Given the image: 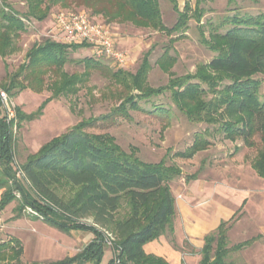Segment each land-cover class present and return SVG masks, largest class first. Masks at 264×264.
I'll return each mask as SVG.
<instances>
[{
    "label": "trees",
    "instance_id": "1",
    "mask_svg": "<svg viewBox=\"0 0 264 264\" xmlns=\"http://www.w3.org/2000/svg\"><path fill=\"white\" fill-rule=\"evenodd\" d=\"M166 1L177 15L172 28L163 24L158 0H23L27 8L24 14L12 10L5 0H0V57L15 51L14 38L26 31L22 19L43 22L52 7L57 5L69 7L76 4L89 10L91 15L102 17L106 23L130 24L169 36L186 29L189 19L199 22L202 17V0H195L191 16L187 4L180 11L177 0ZM222 27H226L225 31L218 32ZM215 31L209 40L202 41L215 56L200 66L194 76L173 78L165 87L156 90L146 88L144 83L149 64L144 58L134 74L118 69L111 72L110 77L125 89L139 91V96H135L138 99L169 92L174 106L190 122L218 124L225 139L230 141L242 138L244 144L251 147L252 138L258 135L261 149L250 167L264 181V93L260 94V87L263 85L264 88V84L254 79L256 75L264 77V14H234ZM78 48L87 47L50 40L34 44L25 56V64L8 77V82L0 86V92L8 98L26 88L39 93L45 86L44 76L51 73L56 78L46 84L51 96L45 99V104L60 96L76 94L83 76L68 75L63 67L69 61L68 51ZM170 61L165 54L158 64L166 69L171 66ZM78 63H83L86 69L97 67L92 58ZM23 73L26 85L20 82ZM208 95L212 97L206 99ZM124 103L132 110L139 109L134 97L127 96L113 113L127 116ZM43 107L32 115L15 108L14 117L8 120L3 114L0 97V190H5L0 197V211L15 199L10 191L13 189L20 193L25 206L36 213L29 217L40 219L62 233L84 231L93 235V239L75 256L49 264H100L107 246L104 229L114 238L108 246L113 251L108 264H169L161 257L146 254L143 246L167 232L173 234L176 210L169 185L180 175L179 171L164 166L163 162L143 163L133 152H124L113 138L86 133L90 122H81L28 156L20 166V172H16L13 168L12 127L38 117ZM155 110L167 114L163 108ZM207 145L202 136L196 135L186 155L193 156ZM19 174L28 183L30 192L21 186L16 176ZM195 178L191 176L186 181ZM83 218L92 219V224L77 222ZM227 223L220 222L203 238L198 264H234L226 261L228 254L250 245V242H244L228 249L230 227ZM12 242L15 249L10 244L0 245V263L5 258L4 250L11 253V259L21 258L19 242ZM18 264L38 263L19 261Z\"/></svg>",
    "mask_w": 264,
    "mask_h": 264
},
{
    "label": "rangeland",
    "instance_id": "2",
    "mask_svg": "<svg viewBox=\"0 0 264 264\" xmlns=\"http://www.w3.org/2000/svg\"><path fill=\"white\" fill-rule=\"evenodd\" d=\"M158 1L163 24L167 28H172L177 21L176 13L166 0ZM5 2L19 14L27 11L23 0ZM177 3L180 11L187 4L191 16L195 0H177ZM200 8L203 14L199 22L191 18L186 29L170 36L151 29L135 28L130 24L106 23L102 17L91 15L89 10L76 4L69 7L61 5L52 7L43 22L22 19L26 31L14 38L15 51L4 58L0 57V86L6 84L8 77L25 64V56L34 44H43L45 40L53 41L49 37V32L54 16L59 12H84L93 22L108 26L117 37L119 49L128 54V65L120 69L111 60L94 58L89 48H78L68 51L69 61L63 67V71L68 75L83 76L76 94L60 96L45 104V99L51 96L46 84H50L56 78L51 73L44 76L45 86L39 93L26 88L15 97L8 98L2 92L6 97V102L2 103L5 115L12 112L14 117L15 108H19L26 115H32L44 106L38 117L29 122L16 123L12 127L13 168L20 172V166L26 158L39 151L43 145L81 122H90L85 129L86 133L113 138L124 152H133L143 163L163 162L166 167H175L180 175L169 185L173 191L191 176L202 179L208 186L215 188L218 193H215L213 198L219 199L228 209V215L224 219L230 227L227 233V248L250 242V245L239 251L230 252L226 261L234 264H264V181L250 167L251 161L261 149L258 135L252 138L251 147L246 146L242 138L230 141L225 139L218 124L190 122L174 106L169 92L148 99H138L135 96H139V91L125 89L114 83L110 77L111 72L118 69L134 74L144 58L149 64L144 83L146 88L156 90L165 87L173 78L194 76L200 66L206 65L215 56L203 44V39L209 40L211 34L216 32L215 29L234 14L240 16L264 14V0L232 2L202 0ZM225 28L222 27L218 32L223 33ZM165 54L171 58L172 64L163 69L158 61ZM85 58H92L97 67L86 69L83 63H78ZM23 77L24 73L20 77V82L26 85L27 81ZM254 79L264 84L263 76L256 75ZM263 93L264 88L261 85L260 94ZM127 96L134 97L139 109L132 110L124 103L127 116L113 113ZM211 97L208 95L206 99ZM157 108H163L167 114L157 113L155 110ZM196 135L202 136L208 145L193 156L186 155ZM16 176L24 190L30 192L28 183L22 179V175ZM0 191L2 194L5 190ZM10 191L15 197L9 207L11 214L25 217L36 214L33 209L25 206L19 192L13 189ZM60 193L65 194L64 191ZM77 222L90 225L92 219L83 218ZM103 231L105 237L106 233L110 234L105 229ZM164 236L167 243L177 249L173 234L167 232ZM66 237L68 254H72L87 243L90 235L86 232L72 231ZM2 243L16 248L15 243L7 238H0V245ZM180 251L194 254L193 261L183 264H197L198 256H195V249L188 243H185ZM10 254L8 250H4L5 258L0 264L23 262L20 257V260L11 259ZM102 260L108 262L109 254L105 253Z\"/></svg>",
    "mask_w": 264,
    "mask_h": 264
},
{
    "label": "crops",
    "instance_id": "3",
    "mask_svg": "<svg viewBox=\"0 0 264 264\" xmlns=\"http://www.w3.org/2000/svg\"><path fill=\"white\" fill-rule=\"evenodd\" d=\"M118 49L119 46L117 45ZM120 50V49H119ZM122 51V50H121ZM182 184L171 194L174 198L176 217L173 222V236L177 249L167 243L165 236L149 242L143 246V251L148 255H154L166 260L169 264H181L193 261L194 254L182 253L180 250L185 243L195 249V256L200 260L203 246V238L214 231L220 222L228 215V209L213 198L218 191L202 179L182 181ZM1 197V191H0ZM11 204V203H10ZM10 204L1 210L4 221V231L0 238L9 241H18L22 248L21 260L23 263L49 264L78 254L93 239L90 235L87 243L75 253L68 254L67 237L72 233H62L40 219L11 214ZM84 232V231H81ZM109 254V260L113 258V251L106 246L104 254ZM100 264H108L102 260Z\"/></svg>",
    "mask_w": 264,
    "mask_h": 264
},
{
    "label": "built area",
    "instance_id": "4",
    "mask_svg": "<svg viewBox=\"0 0 264 264\" xmlns=\"http://www.w3.org/2000/svg\"><path fill=\"white\" fill-rule=\"evenodd\" d=\"M49 37L57 43L65 45H85L96 59L113 61L118 68L128 65V54L117 47V37L108 26L93 22L84 12H59L54 16ZM2 103L6 102L4 93L0 92ZM13 113L9 112L10 120ZM36 215V214H33ZM4 230V221L0 211V233ZM105 244L111 245L113 236L106 233Z\"/></svg>",
    "mask_w": 264,
    "mask_h": 264
}]
</instances>
